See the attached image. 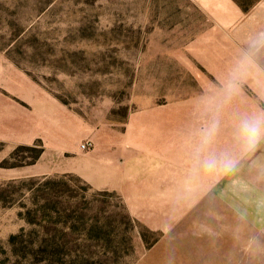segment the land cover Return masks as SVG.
I'll use <instances>...</instances> for the list:
<instances>
[{
	"label": "rangeland",
	"instance_id": "1",
	"mask_svg": "<svg viewBox=\"0 0 264 264\" xmlns=\"http://www.w3.org/2000/svg\"><path fill=\"white\" fill-rule=\"evenodd\" d=\"M260 1L0 0V264H264V187L183 202L167 179L248 44L232 7L243 25ZM128 164L136 193L105 184Z\"/></svg>",
	"mask_w": 264,
	"mask_h": 264
},
{
	"label": "clouds",
	"instance_id": "2",
	"mask_svg": "<svg viewBox=\"0 0 264 264\" xmlns=\"http://www.w3.org/2000/svg\"><path fill=\"white\" fill-rule=\"evenodd\" d=\"M264 31L252 36L219 89L210 88L202 98L198 125L190 133L183 196L191 199L197 192H209L224 177H232L233 191L264 187V160L257 152L264 149V107L249 111L232 110L250 80L264 99ZM226 119L231 122L229 144L220 137ZM245 172V175H241ZM240 220H244L243 214Z\"/></svg>",
	"mask_w": 264,
	"mask_h": 264
},
{
	"label": "crops",
	"instance_id": "3",
	"mask_svg": "<svg viewBox=\"0 0 264 264\" xmlns=\"http://www.w3.org/2000/svg\"><path fill=\"white\" fill-rule=\"evenodd\" d=\"M239 15H241V13L237 12L233 7H232V12H231L230 16L227 15L233 21L231 38L233 39L234 42L236 41V38H239V37L242 38L244 36H247L248 41H249V39L252 36H254L256 33L260 32V31H264V0L255 4V6L253 7V11L245 16V18L247 19V22L245 24H243V25L239 24L238 26H236L234 22L236 21L237 16L240 17ZM243 34H246V35H243ZM242 49H244V48L242 47ZM239 54H240V52H239ZM262 63H264V59H262ZM252 84L254 86V89L257 90L256 84L254 82L252 83L250 80L249 85L251 87H252ZM258 98L260 100L264 101V99H261L260 96ZM233 103H235V101ZM230 140H231V136H229L226 140L223 139L222 143L223 144H229ZM258 158H260L261 160H264V149H261L259 151ZM167 166H168L167 167V179L169 180V186L171 187L170 188L171 192L169 191V198L172 195L170 200L175 201L176 198L174 196H175L176 180L178 179L180 181L178 185L183 186V181H184L186 169L188 167L187 159H185L184 172L183 173H177L176 172L175 161H173V163L170 162ZM143 171H144V167L138 166L136 164H131V165L128 164L125 167L113 166L110 168L109 173L104 174L105 184L111 185V184L115 183L116 185H118L122 189H124V187H126V186H129L132 189L130 193H132V194L136 193V189H135L134 184H137L139 179L145 177ZM150 175H151L150 173L147 174V176H150ZM223 179H221V180H223ZM198 193L199 192L194 194V196L191 199H185L183 196V193H181L178 196L179 197L183 196V198H182V200H180V199L179 200L183 201V202H188V200H190V201L195 200L196 201L199 199V197L197 195Z\"/></svg>",
	"mask_w": 264,
	"mask_h": 264
},
{
	"label": "built area",
	"instance_id": "4",
	"mask_svg": "<svg viewBox=\"0 0 264 264\" xmlns=\"http://www.w3.org/2000/svg\"><path fill=\"white\" fill-rule=\"evenodd\" d=\"M93 148V144L91 143V142H89V141H87V142H85V143H83L82 145H81V149L83 150V151H89L90 149H92Z\"/></svg>",
	"mask_w": 264,
	"mask_h": 264
}]
</instances>
